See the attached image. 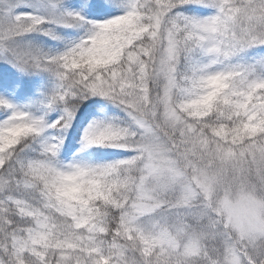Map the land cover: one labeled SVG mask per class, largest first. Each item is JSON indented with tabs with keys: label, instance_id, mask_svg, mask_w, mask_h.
<instances>
[{
	"label": "snow or ice",
	"instance_id": "snow-or-ice-1",
	"mask_svg": "<svg viewBox=\"0 0 264 264\" xmlns=\"http://www.w3.org/2000/svg\"><path fill=\"white\" fill-rule=\"evenodd\" d=\"M186 4L216 13L198 19L174 12ZM61 18L83 22L74 13ZM43 23L6 7L0 46ZM89 23L88 36L60 54L4 50L21 67L55 72L49 105L100 96L127 114V126L90 123L81 150L107 145L135 154L96 166L58 165L62 141L42 133L66 129L74 106L47 124L0 100L10 113L0 121V264H186L193 257L183 255L184 241L209 219L232 244L231 226L204 207L188 179L196 157L213 145L259 154L248 188L257 202L241 223L236 255L238 264H264V75L255 64L229 63L264 46V0H129L123 14ZM256 63L264 65V57ZM34 144L38 158L21 155L36 151Z\"/></svg>",
	"mask_w": 264,
	"mask_h": 264
},
{
	"label": "trees",
	"instance_id": "trees-1",
	"mask_svg": "<svg viewBox=\"0 0 264 264\" xmlns=\"http://www.w3.org/2000/svg\"><path fill=\"white\" fill-rule=\"evenodd\" d=\"M57 5V12L54 20H48L44 14L34 11L25 4H17L12 9V15L19 13H31L34 16L42 17L44 23L36 29L22 35L9 38L4 42L6 49H18L39 51L49 55H56L64 52L75 43L85 39L92 24L89 22H99L123 14L127 10L129 0H52ZM174 12H180L186 16L198 19L210 17L216 13L212 6L204 4H186L178 7ZM3 10L1 16L3 15ZM74 13L83 18L82 25L78 26L72 22L70 25L61 18V14ZM48 34H45V33ZM264 57V46H253L242 53L231 58V64L253 65L259 75H264V65L258 62ZM201 59H204L203 57ZM183 70L184 64L178 65ZM59 85L58 78L54 71L31 66L21 67L14 57L6 50L0 59V100H5L17 110L24 111L29 115L34 113L42 115L47 124L58 120L63 114L65 107L74 106V115L66 129L45 128L43 136L61 140L55 160L58 165L64 164H87L102 165L114 161L127 159L135 153L132 150L104 146H91L82 149V136L84 130L93 121H111L127 126L129 117L121 107L100 96H88L85 99L71 97L65 102H57L49 105L50 97L55 93ZM10 113L0 108V121H3ZM236 147L235 154H230L227 147L217 149L215 145L211 150L198 155L195 166L202 168L208 174L221 179L228 173L230 178L236 177L240 167L246 175L250 171V180L256 175V167L260 161L259 154L255 157L251 154L241 155L239 146ZM32 148L25 149L22 156L27 159L38 158L39 145L34 144ZM85 157L80 158V155ZM76 160V161H75ZM75 161V162H72ZM65 162V163H64ZM61 163V164H60ZM248 167V169H246ZM215 205H205L217 214ZM206 213H197V216ZM145 219V223H147ZM193 228L188 234L186 241L193 239L196 243L193 259L186 264H224L227 249L238 245V236L233 232V243L228 244L224 238V232L216 231L212 220H207L203 225ZM184 244V243H183ZM241 249V248H238ZM206 250V251H205ZM197 253H202L211 257L210 262L203 260L202 256L197 257Z\"/></svg>",
	"mask_w": 264,
	"mask_h": 264
},
{
	"label": "rangeland",
	"instance_id": "rangeland-1",
	"mask_svg": "<svg viewBox=\"0 0 264 264\" xmlns=\"http://www.w3.org/2000/svg\"><path fill=\"white\" fill-rule=\"evenodd\" d=\"M17 4H25L34 11H41L48 20H54V16L58 10L57 5L52 0H0V14L2 10L4 12V9L8 6H11L12 11L13 7ZM76 24H78V26L82 25L81 22ZM4 49H6V47L3 44V46H0V59L4 53ZM31 116L43 117L36 113ZM43 119L45 120L44 117ZM83 157L85 156L81 154L80 158ZM66 165L68 164H64V166ZM246 169H248V167ZM238 170L240 173H238L236 177L230 178L228 173H226L223 178L218 179L205 172L202 168L195 166L194 169L189 171L188 179L191 181L193 187L202 193L203 205H215L214 208L217 209L216 212L219 214V217L224 218L225 222L231 226L234 234L239 238L241 234V223L246 221L250 214V209L257 201L251 198L248 191L256 175L250 180V171L246 175L240 167ZM195 246L196 243L193 239L184 242L183 255L192 256L196 249ZM238 251H242V249H238L234 245H231L225 254L224 264H238L236 255Z\"/></svg>",
	"mask_w": 264,
	"mask_h": 264
}]
</instances>
